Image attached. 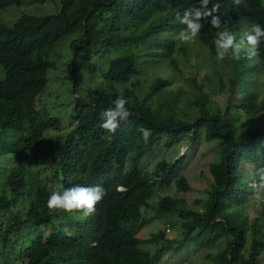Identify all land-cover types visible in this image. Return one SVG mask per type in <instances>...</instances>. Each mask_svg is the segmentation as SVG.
Here are the masks:
<instances>
[{"label":"trees","instance_id":"1","mask_svg":"<svg viewBox=\"0 0 264 264\" xmlns=\"http://www.w3.org/2000/svg\"><path fill=\"white\" fill-rule=\"evenodd\" d=\"M24 1L0 0V10ZM60 2L56 13H24L13 25L0 20V64L5 70L0 79V175L5 179L0 215L8 214L0 216V264H158V253L146 245L158 244L166 232L138 236L149 212L158 219L176 215L169 224L179 226L183 242L194 249L210 250L211 264H258L264 254V224L260 217L251 220L243 205L252 195L251 180L259 182L256 170L264 167V113L261 122L253 118L254 93L264 76V44L251 59L242 52L238 61L230 56L219 61L214 41L218 29L208 22L211 17L202 21L197 38L210 48L219 91H226L232 103L240 95L246 100L239 111L232 110L230 101L225 110L215 101L206 107L211 95L193 79L199 93L189 102L192 108L182 112L177 95L163 98L170 80L156 76L146 85L141 76L149 69L178 66L182 53L191 62L204 63L198 54H189V45L179 38L186 25L178 15L199 6V0ZM213 3L220 5L214 15L220 17L222 28L237 37L254 23L264 26V0H241L238 5L234 0H212L208 7ZM67 35H74L75 57L70 62L74 80L77 59L93 53L107 63L103 69L107 87L89 89L83 96L75 90L71 125L53 144L44 138L64 130L63 118L46 117L38 100L56 66L48 47ZM222 63L226 72L220 70ZM117 96L127 99L132 115L110 133L101 127L100 113L114 107ZM240 110L250 120L245 127L236 124ZM141 128L151 132L147 143ZM162 137L173 151L201 138L226 143L219 161L209 166L213 179L203 209L176 195L192 189L185 174L186 155L163 158L153 170L142 165ZM39 153L46 155L44 165L33 161ZM246 163L250 169L242 168ZM44 171L46 176L41 175ZM74 185H100L105 190L95 213L87 218L47 207L51 192ZM171 188L176 193H169Z\"/></svg>","mask_w":264,"mask_h":264},{"label":"rangeland","instance_id":"2","mask_svg":"<svg viewBox=\"0 0 264 264\" xmlns=\"http://www.w3.org/2000/svg\"><path fill=\"white\" fill-rule=\"evenodd\" d=\"M61 8L60 0H25L21 6L12 5L3 10H0V20L8 25H13L21 15L24 13L33 14L37 16H45L47 14L56 13ZM74 35H67L59 39L53 47H48L50 57L56 61V66L52 68L49 73V81L46 89L40 94L38 103L39 111L44 112L48 117L50 114L58 115L63 118L62 127L64 130L52 131L45 136L44 139L56 144L61 140L62 136L66 134V130L70 124V114L73 111V101L76 99L75 90H78V96H83L87 90H101L106 89L107 82L103 78V69L107 67L104 59L97 54L83 53L78 59V77L76 80L71 75L73 69L70 62L74 60L75 49L72 48ZM216 40V39H215ZM214 40V41H215ZM185 43V42H184ZM189 45L187 52L189 54H198L203 64L191 62L184 53L178 55V66H167L166 68H156L155 70H147V74L142 75L141 78L144 84L150 85L156 76H162L171 81L167 87L168 93L163 98H170L171 95H177V107L179 111L184 112L189 107V102L197 98L199 89L193 84V79L198 85H202L205 92L211 95V99L205 104L206 107L212 101H215L218 106L225 110L228 106L230 97L226 91H219L218 84V70L213 65V59L210 54V48L201 45L198 38L193 41L185 43ZM217 48V46H216ZM71 68V69H70ZM227 71V66L222 63L220 70ZM5 77V70L0 64V79ZM259 91L254 93V110L253 118L256 122H261L264 113V76H260ZM246 100V97L232 99L230 101L233 111H239L241 103ZM75 103V101H74ZM243 108V107H241ZM242 111V113H241ZM241 119L236 124L239 127H245L250 120L246 117L247 113L240 110ZM165 139L160 138L154 149L144 156L142 165L149 170H153L155 165L163 158L173 159L181 155H186L187 160L185 164V174L189 179L192 189L186 193H176L174 188L168 190L169 193H176V195L187 200L188 204L195 209H203L204 203L208 198L207 190L210 188L212 175L209 171V166L212 162L219 161L226 143L223 140L207 141L204 138L197 140L192 145H184L179 151L169 149L164 144ZM49 155H52L50 151ZM46 155L39 153L38 157L34 158V162L43 164V159ZM242 168L250 169L251 166L246 163L242 164ZM37 170V169H36ZM37 172H40L37 170ZM46 171L42 172V176H46ZM50 182V179H46ZM52 183V182H51ZM252 195L248 202L245 203V210L250 219L261 218V223L264 224V201H258L255 196V189L253 185L255 181L251 180ZM5 185V179L0 175V192ZM158 193L165 192L158 190ZM7 216L8 214L5 213ZM2 213L0 216H5ZM176 215H170L169 218L158 219L152 212L147 213V222L142 225L138 231V236L141 238L150 237L154 232L164 230L166 238L160 240L158 244L149 243L146 245L153 253H158L156 263L158 264H211L207 259V254L210 250L201 249L196 250L188 242H183L180 227L176 224H169V220L176 218ZM5 218V217H3ZM8 221H4L7 223ZM264 233V228H263ZM258 264H264V254L260 257Z\"/></svg>","mask_w":264,"mask_h":264},{"label":"clouds","instance_id":"3","mask_svg":"<svg viewBox=\"0 0 264 264\" xmlns=\"http://www.w3.org/2000/svg\"><path fill=\"white\" fill-rule=\"evenodd\" d=\"M212 0H199V6H194L184 11L183 16L178 15L179 22L186 25L179 33V38L187 43L195 40L203 28L202 21H208L213 28L218 29L215 44L217 46V60L223 61L227 57L234 60L241 59V53L247 54L251 59L259 55L260 46L264 44V26L259 23L251 25L248 31H244L237 37V34L222 28L221 20L218 15H214L219 10L220 5L213 3ZM235 4H240L241 0H234ZM21 6V5H20ZM128 101L123 96H117L113 101L114 107L103 110L100 115L102 119L101 127L110 133H115L121 121H126L131 115V111L126 107ZM142 139L148 142L151 132L149 129L141 128ZM259 177L258 184H254L255 196L258 201H264V167L256 170ZM105 190L100 185L81 186L74 185L65 188L63 191H53L47 199V207L53 212H80L87 218L95 213L96 204L101 202Z\"/></svg>","mask_w":264,"mask_h":264}]
</instances>
